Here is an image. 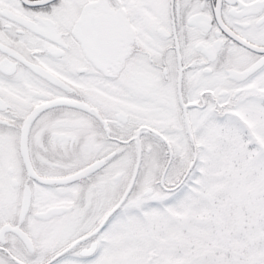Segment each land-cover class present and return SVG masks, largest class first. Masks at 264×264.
Returning a JSON list of instances; mask_svg holds the SVG:
<instances>
[{
	"label": "snow or ice",
	"instance_id": "obj_1",
	"mask_svg": "<svg viewBox=\"0 0 264 264\" xmlns=\"http://www.w3.org/2000/svg\"><path fill=\"white\" fill-rule=\"evenodd\" d=\"M0 264H264V0H0Z\"/></svg>",
	"mask_w": 264,
	"mask_h": 264
}]
</instances>
